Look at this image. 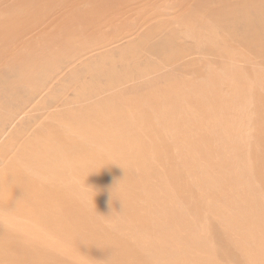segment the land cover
Instances as JSON below:
<instances>
[{
    "label": "bare ground",
    "instance_id": "bare-ground-1",
    "mask_svg": "<svg viewBox=\"0 0 264 264\" xmlns=\"http://www.w3.org/2000/svg\"><path fill=\"white\" fill-rule=\"evenodd\" d=\"M134 1L89 0L87 7L76 0L6 4L0 11V118L24 110L37 91L46 89L61 63L81 58L80 52L99 46L111 34L130 31L134 22L125 24L127 18L98 26L109 9ZM243 1L248 9L233 0H178L181 13L169 8L183 37L190 39L187 32L193 39L189 45L180 44L182 33L172 23L169 38L153 42L139 35L118 59L110 53L94 57L83 69L73 70L57 90L50 87L51 101L76 86L75 97L25 141L6 169L13 178L0 175V195L7 204L0 212L13 211V205L19 211L21 199L10 192L18 181L30 182L55 190L42 200L58 201L69 214L52 224L53 230L69 222L80 226L101 214L127 233L118 240L104 232L102 223L88 229L95 264H264V0ZM146 13L139 12L138 22ZM46 19L52 27L57 24L41 28L34 39H21ZM185 46L186 53L180 54ZM200 48L217 62L191 66L193 78L164 75L125 86L155 73L160 68L157 57L178 61ZM149 54L151 59L142 63L141 57ZM239 56L244 57L242 66L237 65ZM257 58L261 60L255 65ZM49 99L38 106H46ZM31 120L15 132L17 137L29 132ZM190 174L197 176L200 191L186 184ZM33 193L30 189L27 196ZM127 199L133 207L126 206ZM209 205L211 217L204 219ZM10 215H0V229L6 227L1 240L13 243L17 226L28 235L26 244L47 245L45 236L34 241L28 233L39 225ZM27 218L49 216L28 212ZM141 232L152 235L146 247L137 237ZM104 249L107 255H102ZM33 259L39 264L46 258L33 254Z\"/></svg>",
    "mask_w": 264,
    "mask_h": 264
},
{
    "label": "rangeland",
    "instance_id": "rangeland-1",
    "mask_svg": "<svg viewBox=\"0 0 264 264\" xmlns=\"http://www.w3.org/2000/svg\"><path fill=\"white\" fill-rule=\"evenodd\" d=\"M14 1L15 0H0V5H1L0 11H4L6 4L12 3ZM76 2L81 7H87L89 5V0H76ZM233 4L248 9L247 8L248 3H245L243 0L241 1L233 0ZM169 6L175 8L174 10L175 15H176L175 12L176 9L179 10L177 14L182 12L180 10L182 9L183 5L181 3H178V0H135L134 2H123L115 11L109 9L110 15L106 19L104 18L98 27L104 25L107 26L111 24L113 21L123 22L122 20L123 18H127L126 21L124 22L125 24L131 23V21L133 20L134 23L132 25L134 27H132V29L128 31L126 34L120 36H117L118 34H111L112 36H110L109 39L105 41L106 43L105 42L102 44L100 43L98 44L99 46L95 45V47L97 46L96 48L92 47L90 49L83 50L82 52H80L81 54H78L81 55V58L80 56H78L74 60H67L61 63L62 65L60 64V68H59L60 70L58 69V71L56 72L57 75L55 74L53 76L54 78L51 76L52 79H50L51 78L50 77L48 82H46L47 84L46 83L44 84V88L46 89H41V94H40V90L39 92L37 91L33 95V97H31L30 102L26 104L27 106L25 105L26 107H24L25 108L24 110L22 107V109H20L22 111H18L14 117H8L4 115L0 118V175H3L4 177H8V178H13L14 175L10 174L8 171H6V169L10 166L16 154L19 153L25 141L32 136L35 129L41 127L43 121L46 122L48 120L50 115H53L54 113L58 112L60 109H63L67 101L73 100L72 98L75 97L76 86L74 89L68 88V91L67 90L64 91L63 96H61L63 98L60 97L55 101H51L50 99L52 98L49 96L50 95L49 93H52L54 90H57L59 88L60 82L68 78V76L71 74L73 70L83 69L85 65V61L87 62L88 60L94 59V57L97 58L105 53H110L115 59H118L119 55L122 53V50L131 41L132 42L137 41L139 35L143 36L146 41H153V42H158L163 39L169 38L171 36L168 35L170 31L169 26L172 23L176 24L175 27L176 33L179 32L181 34L182 32L180 31V28H178L179 25L174 21V16L171 13L172 9H170ZM141 10H146L148 13H146L147 16H145L144 14L140 15L141 20L140 22H138V16ZM163 10H166L165 14L160 15L163 12ZM155 12H157V17L154 18L153 14ZM149 14H151V20L149 18ZM49 22L51 26L48 24ZM42 23L43 22L35 26V27L38 26L41 27L38 28L34 27L36 31L34 28H33L34 30L31 29L33 30V32H31L30 35L29 32L26 33L27 35L24 34L21 37V39L23 37H24L23 40H28L31 38L34 39V37H37L40 34V32L44 31V29L52 27L51 24L52 20L51 21L47 20V23L46 21H44L43 24ZM151 24H153L152 28H150ZM197 25L198 24L195 25L196 29H197ZM41 28L43 31L41 30ZM104 29L105 28H103V30ZM112 31H114V29H112ZM184 33H186V35L190 39H185L183 37V33L181 34L182 38H178L177 35L176 36L174 35L175 38H178V41L180 42V44L182 43L181 45L183 46L184 43L189 45V43L193 41V39L187 34V32ZM103 44L106 45L103 46ZM186 46L181 48L180 54L186 53ZM228 46L231 47L230 45ZM149 58L151 59V54H149V56L148 55L142 56L140 60L142 61V63H146L148 60H150ZM157 58L155 59V62L158 61L157 63L160 64V68L158 69L159 71L157 70L155 73L150 74V76L148 75L137 80L135 79V80L127 81L125 86L131 88L133 84H136L137 82H141V83L148 82L149 80L164 75H173L174 77H176V79L188 80L196 75V71L193 70L191 66H201L205 61H211L214 63L217 62L216 57L213 54H209L202 48L189 51L185 57L180 58L178 61L163 62L161 61L162 56H159ZM237 59H238L237 65L242 66L245 63L243 56H239ZM260 60L261 59L257 58L254 64L256 65ZM213 68L215 69V66ZM55 76L57 77V79L58 77L59 78L61 77L62 79H59L57 81ZM87 77L89 78V76ZM87 77L84 78L88 80ZM161 82L162 83L159 84L164 87L170 83L175 82V79L172 82H167V83H164V81ZM50 87L52 88L53 91H51ZM37 93L39 95H37ZM45 99L46 100L49 99V101H47L48 104L46 105L47 108L46 106L44 107L38 106L41 105V103L44 102L43 100ZM30 115L32 117L31 126H30L31 129L29 128L28 133L22 134L17 137L15 132L17 130H24L25 127L28 126L26 120L28 118H31L29 117ZM243 132L244 134H247V128L244 129ZM16 143H20V145L16 146ZM195 177L197 178V176ZM195 177L190 174V176L188 175L186 177L187 180L185 182L186 184H191L193 186L192 188L194 189V191L198 192L200 191L202 185L198 183L197 181L198 178L196 179ZM69 182L74 183L72 179H69ZM30 189H33L34 193L32 196L28 197L27 192ZM54 194H56V191L50 188L49 186L40 187L30 182L21 183L20 181H18L15 184L13 190L10 192V196L12 197L18 195L20 197L21 199L20 202L17 201L18 202L17 204H19L20 206V210L15 211L16 205H13L11 207L13 211L6 210L4 212H0V215L4 217L6 215L12 214L15 216L17 221L25 220L26 224L39 225L36 228L28 231V233L34 239V241H37L36 240L37 236L39 237L45 236L47 238L48 243L45 246H42L36 242H33L32 244H26L29 241L28 235L17 226H15L13 229V243H11L8 239L1 240V238L5 236V229H6V227H1L0 264H34L33 254H35V256L41 255L44 258H46L43 262H40L39 264H55V263L56 264H95V262L91 258L93 250L90 248L92 245L93 236L91 235V233L88 232V229L95 228L96 226L101 227V223H102L105 225L104 232L106 234H109L110 232L114 236L118 237V240H120L119 238L121 237L124 238L127 237V233L125 231L115 227L113 218H108L101 214H97L93 218L87 219L86 223L85 224L82 223L80 224V226H76V224L72 225L69 222L65 224V226H63L62 228L53 230L52 224L69 216V214L65 210L63 211L64 208L61 206V204L58 201L45 202L41 198L42 196L51 197ZM5 203L6 200L3 199V195H0V206L7 205ZM127 205L128 207H133L134 204L127 199L126 206ZM134 208L136 210L138 208V204H135ZM184 208H186L185 205H183L182 210H184ZM62 211L63 213L60 214V212ZM212 211L213 208L211 205H209L204 210V219H209L211 217ZM28 212L32 213L33 216H38L40 214H47L49 216V219L27 218ZM142 219L144 220L145 217H142ZM151 236L152 235L148 232L137 233V237L140 239L141 244L145 247L149 245ZM221 236H222L221 233L217 235L218 238H221ZM220 246L222 247V249L227 247L226 244H220ZM42 248L44 250H42ZM108 251L109 250L104 249L102 255L105 254L107 255ZM230 259L232 258L230 257ZM225 261H231V260L225 259ZM225 264H235V263L233 261V262H226Z\"/></svg>",
    "mask_w": 264,
    "mask_h": 264
}]
</instances>
